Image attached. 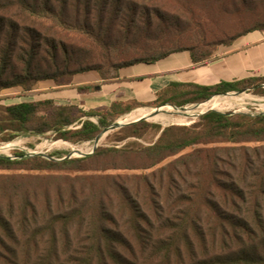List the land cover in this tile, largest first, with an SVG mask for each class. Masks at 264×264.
<instances>
[{"label":"trees","instance_id":"trees-1","mask_svg":"<svg viewBox=\"0 0 264 264\" xmlns=\"http://www.w3.org/2000/svg\"><path fill=\"white\" fill-rule=\"evenodd\" d=\"M168 1L200 26L201 0H0V92H30L40 82L61 84L90 71L115 79L122 68L184 51L205 64L218 47L264 31L258 25L209 51L214 43L167 49L177 43L167 34L141 47L140 38L157 25L185 34L188 23L170 14ZM70 34L126 41L129 50L144 55L167 50L112 65L109 57L96 62L73 38L68 43ZM263 85L264 78L213 87L176 84L153 103H118L104 111L51 100L0 106V136L9 143L21 135L52 134L55 141L81 144L136 108L209 104L228 93L264 96ZM151 130L160 134L153 144L100 147L83 158L0 156V172H137L69 178L53 188L0 174V264H264V114L210 111L190 126L166 128L143 120L122 128L117 142L143 139ZM97 162L101 167L85 168Z\"/></svg>","mask_w":264,"mask_h":264},{"label":"rangeland","instance_id":"rangeland-1","mask_svg":"<svg viewBox=\"0 0 264 264\" xmlns=\"http://www.w3.org/2000/svg\"><path fill=\"white\" fill-rule=\"evenodd\" d=\"M198 7L197 11L199 12L198 21L200 26L192 25L190 21V16H183L182 11L179 10V5L175 1H168L167 10L171 12L170 14L181 16V23H188L189 27L184 26L183 31L185 34L182 36L178 35L177 29H163L160 25L155 27V30L149 34L148 36H144L145 38H140V44L159 43L156 39H161L165 34H167L168 38L176 39L177 43L173 44L167 49L188 47L192 45H197L200 42L206 43H214L207 50H212L216 46V44L221 42H226L228 39L241 34L247 30H251L258 25H264V0H201L197 1ZM175 35H178L179 38H176ZM153 37V38H152ZM71 38H73V42L75 44L80 45L85 52L92 55L96 62L102 61L104 58L109 57L112 65H120L123 61H130L135 57H140L144 55L141 51H133L129 50V45L126 41L115 40L114 42H106L102 43L98 38L85 40V38H81L79 36L70 34V38L67 39L68 43L71 42ZM141 47H146V44L141 45ZM167 49H161L154 53L145 54L143 57L157 55ZM38 86V84H37ZM36 86V87H37ZM35 87V88H36ZM34 88V89H35ZM14 89V88H10ZM22 89V88H21ZM33 89V90H34ZM24 90V89H23ZM32 90V91H33ZM24 92L20 93L18 91H12L9 89L3 90L0 92V106L12 105L16 102L22 100H33L34 93ZM231 94L235 96H230ZM228 96H222L225 98H219L217 100L224 99L225 104L216 111L222 113H243L251 116H258L264 114V96L255 95L252 92H248L247 94H235L231 93ZM248 97V98H247ZM216 101V100H215ZM200 105V104H199ZM197 106L188 105L186 107H178L179 109L183 108V110H178L176 108L170 107L169 110L165 108L164 111L159 112L156 117H160L157 119H149L147 122L161 125L163 128L178 125V126H190L199 121L202 116L201 113H196L195 116H188L185 120L183 119V115L178 113V111L189 112L191 107ZM224 106V107H223ZM230 106V107H229ZM189 107V108H188ZM162 107H154L149 110L156 111ZM188 108V109H185ZM185 109V110H184ZM192 115V114H190ZM152 116V115H150ZM126 115L119 118L115 122H121V120L125 119ZM97 122L96 119H93ZM167 120V121H166ZM131 121H136L133 119H128L125 123H131ZM165 121V123H164ZM176 121V122H175ZM187 121V122H186ZM114 122V123H115ZM127 127V126H126ZM73 128V127H72ZM122 129V128H121ZM118 130L111 131L103 136L102 141H100V147H117L121 148L127 143L138 142L142 145H150L156 142L159 139L160 134H156L155 130L149 131V133L143 139L129 138L124 142H117V139L122 134L119 133ZM17 139V140H16ZM12 142H4L2 140V136H0V156H10L13 159L16 158V152H24L27 155L36 154V153H45L52 158L54 161H61L63 158L67 157L69 154L74 153V158H79L78 152L85 150L84 154L92 153L95 143L94 140L90 142H85L81 144H73L70 142H66L64 140L55 141L52 134H47L45 136H37V135H21L16 138ZM69 143V144H67ZM72 147H81L82 150L74 152L72 151ZM92 148V149H91ZM10 149L8 152L5 150ZM3 151V152H2ZM187 150L186 152H189ZM78 153V154H76ZM100 164H85V168H93L99 167ZM101 167V166H100ZM137 172H126L120 170H110L106 172H97V171H69V170H47V171H9V172H0L1 175H10L8 177L14 178V180L19 179V181L24 182H32L35 184H51L53 188L60 180V182H69V178H85V177H96L100 175H114V176H124V175H133ZM22 177V178H20ZM40 178V179H38ZM98 180V179H95ZM18 181V180H17ZM62 182V183H63Z\"/></svg>","mask_w":264,"mask_h":264},{"label":"crops","instance_id":"crops-1","mask_svg":"<svg viewBox=\"0 0 264 264\" xmlns=\"http://www.w3.org/2000/svg\"><path fill=\"white\" fill-rule=\"evenodd\" d=\"M252 78H264V31L249 32L229 46L218 47L213 59L205 64L195 63L188 51L173 53L153 64L122 68L115 79H104L99 72L90 71L61 84L43 81L32 91L33 100L14 104L51 100L56 105H73L84 111H104L118 103H153L161 92L176 84L213 87ZM9 90L26 93L21 88ZM152 108L140 107L131 113Z\"/></svg>","mask_w":264,"mask_h":264},{"label":"water","instance_id":"water-1","mask_svg":"<svg viewBox=\"0 0 264 264\" xmlns=\"http://www.w3.org/2000/svg\"><path fill=\"white\" fill-rule=\"evenodd\" d=\"M230 94H231V93H228V94H225V95H223V96H228V95H230ZM235 94H240V93H235ZM197 105H199V104H197ZM200 105H201V104H200ZM163 107H173V108H176V109H178V110H183V108L179 109L178 107H175V106H173V105H164ZM161 110H162V108L157 109V110L155 111V115H157L159 112H161ZM210 111H216V110L211 109V110H209V111H207V112H203V113H201V115H204V114H206V113H208V112H210ZM143 120H144V121H147V120H149V119L146 118V117H143V118H140V119H138V120H136V121H133V122H131V123H120V122H115V123H113L111 126L104 128V129L102 130V132H101V133L97 136V138L94 140L95 146H94V149H93L92 153H90V154L79 153V154H78V155H80L79 158H83V157H87V156H91V155H93V154L96 152V150L99 148V144H100V141L102 140L103 136L106 135L107 133H109V132H111V131H114V130H118V129L124 128V127H126V126H130V125H132V124H135V123L141 122V121H143ZM28 156H29V157L42 156V157H44V158H46V159H49V160H55L54 158H52L51 156H49V155H47V154H45V153H36V154L28 155ZM74 156H75V154H74V153H71V154H69L67 157L63 158L62 160L72 159V158H74ZM7 157L13 159V158L10 157V156H7ZM62 160H61V161H62Z\"/></svg>","mask_w":264,"mask_h":264},{"label":"bare ground","instance_id":"bare-ground-1","mask_svg":"<svg viewBox=\"0 0 264 264\" xmlns=\"http://www.w3.org/2000/svg\"><path fill=\"white\" fill-rule=\"evenodd\" d=\"M248 98V97H247ZM225 101H224V99H222V100H216V101H213L212 103H209V104H206V102L205 103H203V104H201L202 106H193V107H191V109H190V111L189 112H182V111H178V113H180V114H182L184 117H183V119L184 118H186V117H188V116H194L196 113H198V112H207V111H209V110H211V109H214V110H218V109H220L221 107H222V105H224L225 103H224ZM224 107V106H223ZM230 107V106H229ZM189 108V107H188ZM188 108H185V109H188ZM184 109V110H185ZM264 111V110H263ZM131 114H144V115H131ZM190 114H192V115H190ZM150 115H152V116H150ZM143 117H146V118H148V119H157V120H159L160 119V117H156V115H155V113H145V112H141V111H135V112H133V113H130V114H128V115H126V118L125 119H123V120H121V122L120 123H125V121L126 120H128V119H133V120H138V119H140V118H143ZM183 119H181V120H183ZM180 120V121H181ZM167 121V120H166ZM131 122H133V121H131ZM176 122V121H175ZM129 123V122H128ZM164 123H165V121H164ZM17 140V139H16ZM102 141V140H101ZM72 149V151H74V152H77V151H80V150H82V148L81 147H72L71 148ZM92 149V148H91ZM10 149H7V150H5V152H8ZM85 150H83V151H81V152H78V153H83ZM3 152V151H2ZM1 153V152H0ZM78 153H76V154H78Z\"/></svg>","mask_w":264,"mask_h":264}]
</instances>
